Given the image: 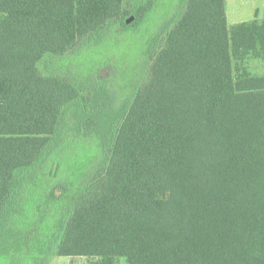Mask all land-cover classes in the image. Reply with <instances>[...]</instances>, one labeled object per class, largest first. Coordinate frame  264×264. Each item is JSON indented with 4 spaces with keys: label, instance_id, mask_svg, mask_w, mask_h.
<instances>
[{
    "label": "trees",
    "instance_id": "1",
    "mask_svg": "<svg viewBox=\"0 0 264 264\" xmlns=\"http://www.w3.org/2000/svg\"><path fill=\"white\" fill-rule=\"evenodd\" d=\"M123 1L0 0V255L28 251L41 230L17 229L19 195L38 181L65 107L82 98L72 80L37 65L110 24L138 27L155 3ZM183 2L147 43L148 78L120 119L103 102L83 121L99 133L103 161L65 195L38 253L264 264V75L243 65L264 61V17L228 27L225 0Z\"/></svg>",
    "mask_w": 264,
    "mask_h": 264
},
{
    "label": "rangeland",
    "instance_id": "2",
    "mask_svg": "<svg viewBox=\"0 0 264 264\" xmlns=\"http://www.w3.org/2000/svg\"><path fill=\"white\" fill-rule=\"evenodd\" d=\"M183 1L155 0L152 10L138 27L110 24L104 32L84 41L75 51L52 60H40L37 66L42 74H55L72 80L82 98L65 107L64 118L60 120L45 164H39L38 181L19 195L22 213L19 214V222L15 223L17 229L29 231L38 226L41 230L31 236L28 251L0 255V264H33L34 258L40 264H100L99 257L40 254L37 248L57 229L55 225L61 216L65 195L70 196L79 188L103 161L99 133L96 130L85 133L81 127L83 121L91 117L90 109L96 106L106 109L108 107L104 108L102 103L108 102L117 115L115 121L120 119L123 109L128 107L137 89L148 78L147 43L181 13ZM126 3L124 0L123 4ZM225 7L228 27L241 20L264 17V0H227ZM243 65L251 74L264 75V61L260 58L249 56ZM84 99L88 102L87 107L83 104ZM76 110L81 113L79 117ZM53 163H57V168L51 174ZM51 192L54 193L53 198H49ZM114 264L127 262L121 257Z\"/></svg>",
    "mask_w": 264,
    "mask_h": 264
},
{
    "label": "crops",
    "instance_id": "3",
    "mask_svg": "<svg viewBox=\"0 0 264 264\" xmlns=\"http://www.w3.org/2000/svg\"><path fill=\"white\" fill-rule=\"evenodd\" d=\"M226 2H227V0H225V5H226ZM256 10H257V9L254 8V11H255V12H256ZM234 13H236V12H234ZM253 14H254V12H253ZM234 18H235V16H232V19H234ZM253 18H254V17H252V18H250V19H253ZM226 19H227V23H228L229 20H228L227 8H226ZM250 19H248V20H250ZM260 20H261V19H260ZM241 21H242V20H241ZM241 21H240V22H241ZM237 23H238V22H237ZM234 24H235V23H234ZM232 25H233V24H232Z\"/></svg>",
    "mask_w": 264,
    "mask_h": 264
},
{
    "label": "water",
    "instance_id": "4",
    "mask_svg": "<svg viewBox=\"0 0 264 264\" xmlns=\"http://www.w3.org/2000/svg\"><path fill=\"white\" fill-rule=\"evenodd\" d=\"M131 19H132V17H130V18L127 20V21H128V22H130V21H131Z\"/></svg>",
    "mask_w": 264,
    "mask_h": 264
}]
</instances>
